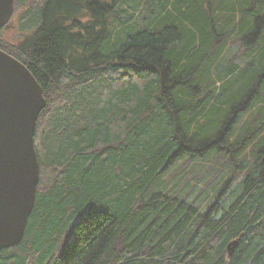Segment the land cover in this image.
<instances>
[{"label": "trees", "instance_id": "obj_1", "mask_svg": "<svg viewBox=\"0 0 264 264\" xmlns=\"http://www.w3.org/2000/svg\"><path fill=\"white\" fill-rule=\"evenodd\" d=\"M133 1L14 0L21 41L6 26L0 50L47 104L35 206L0 264H264V0ZM216 166L243 174L191 199Z\"/></svg>", "mask_w": 264, "mask_h": 264}, {"label": "water", "instance_id": "obj_2", "mask_svg": "<svg viewBox=\"0 0 264 264\" xmlns=\"http://www.w3.org/2000/svg\"><path fill=\"white\" fill-rule=\"evenodd\" d=\"M13 14L14 0H0V30ZM46 104L29 69L0 50V253L21 242L35 206L40 166L34 135ZM236 246H228L229 255Z\"/></svg>", "mask_w": 264, "mask_h": 264}, {"label": "rangeland", "instance_id": "obj_3", "mask_svg": "<svg viewBox=\"0 0 264 264\" xmlns=\"http://www.w3.org/2000/svg\"><path fill=\"white\" fill-rule=\"evenodd\" d=\"M132 1V0H130ZM130 3V2H129ZM145 3V0H137V1H133V3L131 5L135 6V10L133 9V7H131L129 4H125L122 8V10L124 12L127 13H131L134 12L136 13V16L139 15V13L143 10V5ZM122 14H124L122 12ZM17 18L16 17L14 20H10L9 24L7 25V27L5 28L3 34H2V40L4 43H8L10 45L12 44H18L21 41L20 38V33L18 30V23H17ZM252 116V114H247L243 120H242V124H244L247 120L250 119V117ZM254 117V116H252ZM241 158V157H240ZM203 170H205V168H202ZM236 174L234 172V167H228L226 169L221 170V168L219 166H216L215 169L213 170L212 173H210L209 175L205 176L203 181L200 182L199 184H197L196 188L194 189L192 195H191V199H194L196 202L198 200V202L202 199H204L206 197V194L208 192L207 197L210 198V200H207L206 202H202L203 205H208L211 203V201L213 200V194L215 192H218L220 188H222L223 185H225L224 183H226V181L232 179V178H240V176H242L241 174H243L242 172H239L238 170H236ZM191 172L190 170L188 171H179V173H176V175L174 176V178H176V180H174L175 182L177 181V184H185L189 182V178L191 177ZM215 178L214 182L212 183V185L209 188H205V184L206 182H208L210 179ZM190 186L194 183V181L190 180ZM173 185V182H172ZM190 187H187L184 191L188 192L190 189ZM201 189L204 190L205 194H202L200 192ZM196 196V197H195Z\"/></svg>", "mask_w": 264, "mask_h": 264}]
</instances>
